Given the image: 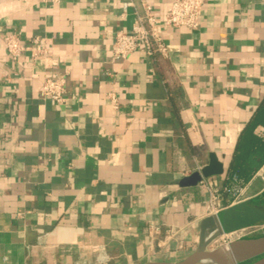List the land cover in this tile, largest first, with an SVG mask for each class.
Returning <instances> with one entry per match:
<instances>
[{
    "label": "crops",
    "instance_id": "obj_1",
    "mask_svg": "<svg viewBox=\"0 0 264 264\" xmlns=\"http://www.w3.org/2000/svg\"><path fill=\"white\" fill-rule=\"evenodd\" d=\"M173 1L0 0V264L180 263L209 215L203 181L222 208L264 210V0H203L197 29L162 27L166 56L113 57L145 4L161 20ZM9 34L47 56L13 59ZM49 74L63 105L41 96ZM212 155L223 173L183 186Z\"/></svg>",
    "mask_w": 264,
    "mask_h": 264
},
{
    "label": "built area",
    "instance_id": "obj_2",
    "mask_svg": "<svg viewBox=\"0 0 264 264\" xmlns=\"http://www.w3.org/2000/svg\"><path fill=\"white\" fill-rule=\"evenodd\" d=\"M58 2L60 0H51ZM132 5L131 2L126 6ZM203 12V0H174L166 16L158 19L153 13L152 8L145 4L144 14L137 16V22L130 30L117 31L114 36L112 54L115 59H125L133 52L143 49L149 56L159 54L166 56L167 47L161 36L163 26L167 28L185 27L195 30L199 27L200 18ZM6 47L13 59H18L21 53L29 51L34 59L45 58L47 50L40 44L23 46L17 34L6 36ZM41 96L50 99L56 104L66 103V76L64 74H49L45 77ZM111 101L117 108V97L111 95ZM264 137V134L261 133ZM202 182V181H201ZM209 191L208 213L210 216L218 215L223 209L220 206L219 191L212 183L202 182ZM207 215V217L209 216ZM181 228L170 227L166 230V238L174 239L181 233ZM162 234V225L156 222L149 223V235L155 241ZM264 235V223H257L245 228H241L222 235L215 242H219L218 247L230 244L231 242L252 239L255 236Z\"/></svg>",
    "mask_w": 264,
    "mask_h": 264
},
{
    "label": "water",
    "instance_id": "obj_3",
    "mask_svg": "<svg viewBox=\"0 0 264 264\" xmlns=\"http://www.w3.org/2000/svg\"><path fill=\"white\" fill-rule=\"evenodd\" d=\"M223 173V167L212 155L209 165L182 181L183 186H196L204 178ZM264 223V210L242 202L223 209L218 215L205 217L200 224V239L197 249L186 259L177 264H208L216 259L219 264H264V235L253 239H243L210 249V244L222 235ZM213 226L215 234L205 241V231Z\"/></svg>",
    "mask_w": 264,
    "mask_h": 264
},
{
    "label": "bare ground",
    "instance_id": "obj_4",
    "mask_svg": "<svg viewBox=\"0 0 264 264\" xmlns=\"http://www.w3.org/2000/svg\"><path fill=\"white\" fill-rule=\"evenodd\" d=\"M215 229L213 226H208L205 231V241L209 240L214 234H215ZM208 264H219L216 259H211Z\"/></svg>",
    "mask_w": 264,
    "mask_h": 264
},
{
    "label": "rangeland",
    "instance_id": "obj_5",
    "mask_svg": "<svg viewBox=\"0 0 264 264\" xmlns=\"http://www.w3.org/2000/svg\"><path fill=\"white\" fill-rule=\"evenodd\" d=\"M217 247H218V244L215 242V240L209 246L210 249L217 248Z\"/></svg>",
    "mask_w": 264,
    "mask_h": 264
},
{
    "label": "trees",
    "instance_id": "obj_6",
    "mask_svg": "<svg viewBox=\"0 0 264 264\" xmlns=\"http://www.w3.org/2000/svg\"><path fill=\"white\" fill-rule=\"evenodd\" d=\"M261 147L260 148H262L263 149V155H262V157L264 158V140L263 141H261ZM261 156V155H260ZM236 174H238L239 173V171H236L235 172Z\"/></svg>",
    "mask_w": 264,
    "mask_h": 264
}]
</instances>
